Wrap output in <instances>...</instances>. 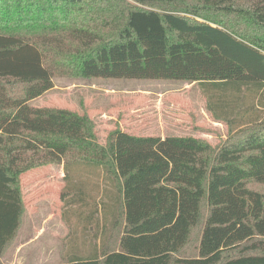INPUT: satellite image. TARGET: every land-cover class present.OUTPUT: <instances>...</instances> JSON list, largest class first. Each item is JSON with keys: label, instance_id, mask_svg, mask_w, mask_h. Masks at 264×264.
<instances>
[{"label": "trees", "instance_id": "trees-1", "mask_svg": "<svg viewBox=\"0 0 264 264\" xmlns=\"http://www.w3.org/2000/svg\"><path fill=\"white\" fill-rule=\"evenodd\" d=\"M141 1L0 0V257L21 174L62 164L63 218L93 236L73 229L60 264H264V0ZM57 74L198 82L229 134L101 143L88 115L29 103Z\"/></svg>", "mask_w": 264, "mask_h": 264}, {"label": "rangeland", "instance_id": "rangeland-1", "mask_svg": "<svg viewBox=\"0 0 264 264\" xmlns=\"http://www.w3.org/2000/svg\"><path fill=\"white\" fill-rule=\"evenodd\" d=\"M126 1L142 4L141 0ZM29 103L88 115L101 143H106L115 128L136 135H192L212 145H218L229 134L227 122L215 118L209 109L207 93L200 83L182 79L57 74L54 87ZM63 169L62 164L53 165L33 177H22L23 182L20 178L25 205L22 225L17 242L0 257V264H60L66 251V237L77 231V240L83 247L86 236H93L86 229L84 235L81 233V219L76 217L75 206L65 209L71 224L63 218ZM249 186L264 191V184L251 182ZM203 212L206 213V207ZM199 231L200 227L193 230L191 242L181 255L198 254Z\"/></svg>", "mask_w": 264, "mask_h": 264}, {"label": "crops", "instance_id": "crops-1", "mask_svg": "<svg viewBox=\"0 0 264 264\" xmlns=\"http://www.w3.org/2000/svg\"><path fill=\"white\" fill-rule=\"evenodd\" d=\"M132 134H134V133H132ZM149 135H150V134H149ZM151 135H153V134H151ZM53 165H59V164H49V165H44V166L36 167V168H32V169L26 171L25 173L21 174V180H22V182H23L22 177H23V178H24V176H30V177H33L32 175H36L38 171H40V172H44V171L47 170V168H49V167H51V166H53ZM63 170H64V169H63ZM62 179H63V181H64V171H63V178H62ZM17 238H18V234H17L15 240L12 242V244L17 242ZM12 244H11V245H12ZM11 245H10V246H11ZM5 253H6V252H5Z\"/></svg>", "mask_w": 264, "mask_h": 264}]
</instances>
